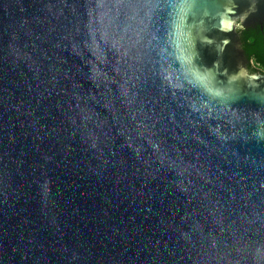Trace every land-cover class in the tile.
Segmentation results:
<instances>
[{
  "label": "water",
  "instance_id": "1",
  "mask_svg": "<svg viewBox=\"0 0 264 264\" xmlns=\"http://www.w3.org/2000/svg\"><path fill=\"white\" fill-rule=\"evenodd\" d=\"M264 0H0V264H264Z\"/></svg>",
  "mask_w": 264,
  "mask_h": 264
},
{
  "label": "trees",
  "instance_id": "2",
  "mask_svg": "<svg viewBox=\"0 0 264 264\" xmlns=\"http://www.w3.org/2000/svg\"><path fill=\"white\" fill-rule=\"evenodd\" d=\"M244 50L247 56L252 59L253 65L260 70H264V26L259 29L258 25L244 28ZM255 68L249 67L248 72H253Z\"/></svg>",
  "mask_w": 264,
  "mask_h": 264
},
{
  "label": "flooded vegetation",
  "instance_id": "3",
  "mask_svg": "<svg viewBox=\"0 0 264 264\" xmlns=\"http://www.w3.org/2000/svg\"><path fill=\"white\" fill-rule=\"evenodd\" d=\"M255 25H258V26H259V29H261L262 26H264V23H260V24H249V25H247V26L254 27ZM247 26H246V27H247ZM245 66H246V70L251 66V67L255 68L253 72L264 73V70H263V69L260 70L259 68H257V67H256V64L253 65V62H252V61H251V63H249V64H245ZM247 71H248V70H247Z\"/></svg>",
  "mask_w": 264,
  "mask_h": 264
}]
</instances>
